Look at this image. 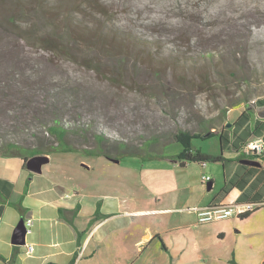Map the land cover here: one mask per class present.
<instances>
[{
	"label": "rangeland",
	"instance_id": "374dc122",
	"mask_svg": "<svg viewBox=\"0 0 264 264\" xmlns=\"http://www.w3.org/2000/svg\"><path fill=\"white\" fill-rule=\"evenodd\" d=\"M65 19L71 33L85 34L67 39ZM43 35L71 42L70 54L45 47ZM209 51L216 57L205 84L190 69ZM177 53L193 60L184 70L187 89L175 77L186 62L177 66ZM262 98L264 0H0V146L15 142L26 155V149L55 145L45 126L59 119L70 127L67 141L78 151L53 154L78 161L97 149L94 133H102L104 150L115 153L119 142L139 148L150 138L166 141L178 128L204 133L229 123L223 149L219 134L192 138L190 146L234 157V114L246 106L256 114L263 106L255 101ZM161 149L171 156L184 145L171 141ZM116 158L125 170L161 160ZM205 165V175L222 176L221 164ZM187 169L196 174L200 167Z\"/></svg>",
	"mask_w": 264,
	"mask_h": 264
},
{
	"label": "crops",
	"instance_id": "0c3cea01",
	"mask_svg": "<svg viewBox=\"0 0 264 264\" xmlns=\"http://www.w3.org/2000/svg\"><path fill=\"white\" fill-rule=\"evenodd\" d=\"M244 110L232 121L238 150L227 141L235 156L221 150L214 163L222 176L207 183L206 162L182 161L180 152L126 170L117 158L50 153L39 172L22 156L0 154V264H264V157L239 152L248 139L264 138V125L261 134L254 118L234 125ZM190 164L200 170L188 171ZM235 202L255 207L209 223L188 211ZM21 218L33 221L23 245L11 241Z\"/></svg>",
	"mask_w": 264,
	"mask_h": 264
},
{
	"label": "trees",
	"instance_id": "16d2710c",
	"mask_svg": "<svg viewBox=\"0 0 264 264\" xmlns=\"http://www.w3.org/2000/svg\"><path fill=\"white\" fill-rule=\"evenodd\" d=\"M40 6V4H39ZM12 23V27L17 30L20 27L16 25L14 22ZM65 24H67L65 27V33H66V38L69 39L71 36V40H75L74 36H83L82 34H85V32L82 33H77L73 32L71 33V20L65 19L64 21ZM84 38V37H82ZM123 42L125 41L124 39H121ZM75 42V41H74ZM71 43L68 41H63L62 37L60 38H55L52 36H45L41 37V44H43L45 47L52 49L56 53L60 55H66L68 56L70 53L68 46L66 45ZM75 45V44H74ZM173 58H175V62L177 66H181L180 63H178L180 60H185L184 66L182 67V71L177 72L175 77L177 81L179 82V87L187 89L189 87V83L186 79V76L184 75V70L187 68L188 62H193V60H188L183 54L177 53L176 55H172ZM216 55H214L211 51L202 53L199 55L197 58H195V61L192 65V69H190L191 74L193 78H197L200 81L204 82L205 84H210L209 82V75L207 73V70L210 69V67H213L215 65V59ZM85 65L89 66L90 68L96 69L99 73H101V70L99 69V65L97 63H94L92 59L90 58H84ZM196 62H201L202 64L197 67ZM120 73V69H118ZM116 76H119L117 74ZM192 82V81H191ZM66 96H63V98ZM62 99V98H61ZM64 100V99H63ZM64 102V101H63ZM255 102H257L260 106H264V98L262 99H257ZM64 105V103H63ZM61 109L59 110V113L62 114V106ZM66 105V104H65ZM252 109L246 106L245 110L238 116L236 122L234 125H244L246 121H248L251 118H254L255 122L253 125H258L254 128L255 132H258V134H261V129L260 125H264V120L262 118L257 117L255 114H252ZM233 125V123H232ZM87 126L85 128H82V131H85L87 129ZM47 132L54 138L55 140V145L49 144L43 145L41 144L40 147L37 148H31V149H26L25 151H29L30 154H22V147L15 142H5L0 146V154L3 155H19L22 156L24 159V162L28 158L34 155L38 154H50V153H55V152H70V151H78L76 147L72 146L71 144L68 143L67 141V134L69 133L70 127L68 125H63V123L59 119H53V123L51 125H46L45 126ZM213 134H219V139H220V144L221 148H223L222 142L224 140H227L226 137L228 135V131L226 130V126L222 127L220 131H216L215 129L211 131L209 128H205L204 133H199V132H189L186 129H181L178 128L175 133H173L171 136L165 137L166 141L171 142V141H182L184 145V149L182 152L178 154V159L182 161H189V162H196V163H204V162H217V161H222L223 157L221 154H210V153H205L202 152L201 150H193L191 149L190 146V140L192 138L196 137H203V136H211ZM96 144L98 145L97 149L89 151L87 155H102L106 156L109 158H115L118 157V155H124V156H139L142 160L146 159H162L165 158L166 156L161 152L162 147L164 144L168 143L166 141L164 142H159L157 141V138H150L148 140H145L144 144H141L139 148H128L124 145L123 142H119L117 145V150L115 153L111 152H106L102 146V143L106 141L104 135L102 133H94L93 135ZM156 139V140H155ZM245 143V142H244ZM242 143L241 145H243ZM240 145V146H241ZM143 146V147H141ZM150 146H153L154 149H148ZM238 150L237 145H233ZM181 164V161H180ZM250 213V211L244 213L243 215H240L241 217H245ZM98 216V213L95 214V217Z\"/></svg>",
	"mask_w": 264,
	"mask_h": 264
},
{
	"label": "built area",
	"instance_id": "2783aa9c",
	"mask_svg": "<svg viewBox=\"0 0 264 264\" xmlns=\"http://www.w3.org/2000/svg\"><path fill=\"white\" fill-rule=\"evenodd\" d=\"M239 152L252 154L256 157H264V138L262 136H254L248 139L241 147ZM204 165V163H202ZM211 180L209 175L203 174L201 176V181L207 183ZM253 203H216L208 206L198 207L193 206L188 208V211H193L196 213L197 221L199 223H209L213 221L223 220L231 216H240L244 213L254 209ZM26 227V235L31 232L33 221L31 218L24 220ZM29 249L32 248L31 245L28 246Z\"/></svg>",
	"mask_w": 264,
	"mask_h": 264
},
{
	"label": "water",
	"instance_id": "95a60500",
	"mask_svg": "<svg viewBox=\"0 0 264 264\" xmlns=\"http://www.w3.org/2000/svg\"><path fill=\"white\" fill-rule=\"evenodd\" d=\"M259 117L264 118V108L261 109L258 114ZM230 124L227 123L226 126H229ZM48 161V157L44 154H38L31 156L26 160V167L33 172H39L41 169V165L46 163ZM207 188H210V185L208 184ZM26 227L24 224V219L21 218L17 225L15 226L12 234L11 241L15 244L23 245L25 243V236H26Z\"/></svg>",
	"mask_w": 264,
	"mask_h": 264
}]
</instances>
